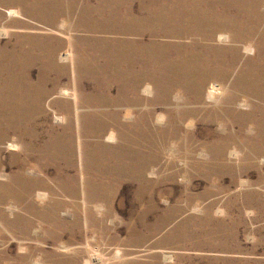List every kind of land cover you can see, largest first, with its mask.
Listing matches in <instances>:
<instances>
[{
  "label": "rangeland",
  "instance_id": "obj_1",
  "mask_svg": "<svg viewBox=\"0 0 264 264\" xmlns=\"http://www.w3.org/2000/svg\"><path fill=\"white\" fill-rule=\"evenodd\" d=\"M36 1L28 4L29 15L0 19L10 24L0 37V110L2 99L23 83L22 72L37 77L34 66L23 60L33 54V40L58 53L70 50L76 74L68 59L59 63L60 84L59 74L45 73L60 97L48 92L39 103L34 95L42 88L30 83L23 90L25 109L44 116L40 130L45 127L50 138L69 141L61 149L0 145V264H264V147L256 142L255 125L257 120L264 124V102L243 90L237 78L243 70L252 76L257 53L264 54V38H259L264 4L253 0L255 8L245 17L239 8L246 11L251 0H221L234 5L225 18L242 14L235 20L246 28L252 50L246 53L242 42L222 46L211 41L218 52L204 50L207 60L195 70L198 77L183 84L162 80L160 65L153 61L163 58L162 41L170 39L163 32L153 36L149 22L188 21L194 14L218 17L220 2L208 8L203 0L198 6H191L193 0H159L135 17L127 11L139 12L138 0H41L62 12L54 28L47 18L55 17L36 10ZM136 21L148 23L141 35L91 33L76 26ZM139 38L144 41L122 53L133 63L107 58L117 39ZM151 39L162 47L151 49ZM174 40L182 44L168 48L170 59H176L174 49L179 55L202 56L201 43ZM215 56L223 58L224 67L212 65ZM204 71L214 73L199 93L194 79L198 83ZM215 85L220 95L208 99L206 91ZM65 100L70 103L66 118L56 122L53 110Z\"/></svg>",
  "mask_w": 264,
  "mask_h": 264
},
{
  "label": "bare ground",
  "instance_id": "obj_2",
  "mask_svg": "<svg viewBox=\"0 0 264 264\" xmlns=\"http://www.w3.org/2000/svg\"><path fill=\"white\" fill-rule=\"evenodd\" d=\"M32 0H0V19L5 16L6 19H11L15 17H24L29 15L31 12L28 11L29 9L28 4H30ZM139 1V12H135L133 9L128 10V15H132L137 17L140 13H143L141 11L145 10L150 4H155L159 0H138ZM186 1V0H185ZM206 2V5L208 8L214 7L217 2H220L219 4L223 7L222 15L218 17L214 16H204L201 15H195L192 18H189L188 21H179L176 20L174 22H162L157 20H153V22L150 23L149 31L153 32L152 35L154 36L157 32H163L164 34L162 37H165L166 39L170 40H163L164 42V55H162V59H154L153 63H158L160 65L159 72L161 73V78L163 81L167 80H173L177 83H183L186 81H190L191 76L198 77L196 74V69H199V64L203 61H206V54H204V50H213L215 53L218 52V47H215L210 44L211 41H216V45H234L237 43H241L243 45V50L247 52H250L252 50L253 45L249 44L246 36V28L243 29V24L237 19V17H241L242 14L249 15L250 10H254L255 8V1L251 0L249 1V5L246 6V11L240 9L238 6L235 8H239V10L242 11V14L239 16V11L237 12L235 17H227L225 18V14L230 13L229 9L230 7L234 6L230 2H222L221 0H203ZM238 1V0H237ZM261 1L262 4H264V0H256ZM199 0H193L191 3V6H198ZM157 4V3H156ZM159 4V3H158ZM35 9L36 10H47L49 12V16L53 15L55 18L52 20L51 18H47V22L53 26V22L60 12H56V8L53 9L50 7H47L46 3L37 0L35 2ZM242 5V4H239ZM27 8V9H26ZM159 10V9H158ZM101 11V10H100ZM187 11V9H186ZM236 11V10H235ZM115 12V11H114ZM252 13V11H251ZM33 14V13H32ZM82 15V14H80ZM255 15V14H254ZM32 16V15H31ZM120 16V15H119ZM33 17H36L33 15ZM20 18V19H21ZM76 18V17H75ZM32 19V18H31ZM134 20V19H133ZM35 21V20H34ZM56 21V20H55ZM28 22V21H27ZM61 22V21H60ZM114 22V21H112ZM31 23V22H30ZM97 23V24H81L76 25L78 28H82L87 32L95 33V32H108V33H120V32H138V35L143 33L145 30H147L146 21H136L132 24L126 25V26H118L117 24L112 23ZM34 24V23H33ZM56 24V23H55ZM10 26L9 23H0V37H3L7 35L8 30L7 28ZM72 26V25H71ZM49 27V26H48ZM62 28V26H61ZM67 29V28H66ZM34 30V29H33ZM48 30V29H47ZM80 30V29H78ZM252 30V29H251ZM148 31V32H149ZM147 32V31H146ZM68 34V33H67ZM146 34V33H145ZM90 35V34H89ZM125 35V34H124ZM249 35V34H248ZM87 37V36H86ZM110 37V36H109ZM125 37V36H124ZM195 38L198 40L197 42L193 39ZM121 38V37H120ZM136 39V37H134ZM174 38L182 39V38H191L190 43H195L198 45V43H201L203 45V54L202 56L196 53H186L185 55H179L178 51L174 49V54L176 55V59H170V52L168 51V48L170 47H178L182 43H179L174 40ZM261 39L264 38V33L259 37ZM99 39V38H98ZM107 39V38H106ZM158 39V38H157ZM47 40V39H46ZM100 40V39H99ZM161 40V39H158ZM48 41V40H47ZM112 41V40H111ZM144 40L142 38H139L135 41L132 40H116V44L114 45V50L111 51V54L107 56V58L112 59L113 61L118 60L119 62H124V64L129 65L130 63H133V59L127 58L126 55L122 54L126 52V48L132 43H139L143 42ZM152 43L151 46L154 48H158L160 46H157L153 43L154 39L150 40ZM33 54H28V57L24 61H26V65L29 68H32L34 66L35 70H37V77L36 79L32 77V72H27V75L23 77V74L25 75V72H22L21 80H23V83L20 85L18 84L14 89L12 88L13 92L11 91L7 98L2 99V104L4 107L2 110H0V145H4L9 149H19V148H30L34 145H39L43 149L47 148H56L61 149L65 147L68 143L66 138H62L61 136H57L56 138L52 139L50 138L51 130L47 128H43L40 130V124L38 121H43L42 114L38 112V110L35 111H28L24 107L25 102V94L23 90H26L25 87H28V85L31 83L35 87L42 88L43 91L40 90V92H37L34 97L40 102L44 101V99L47 97V94L49 92V96L51 97H60L58 95L59 91H53L52 84L54 83L52 79H48L45 75L46 71L48 72V69H51V73L54 72L55 74H59L58 82L60 84L61 82V76L64 73L63 67L61 66L63 63L62 60L68 59L70 62V72L75 73V66H74V58L72 51H66L65 53L60 52L57 50H49L46 45L42 44L39 40H33ZM184 44H187L188 41H183ZM31 43V42H30ZM28 43L27 45H29ZM100 43V42H99ZM114 43V42H113ZM247 44V46H245ZM10 45V44H9ZM26 45V44H25ZM89 45V44H88ZM112 45V44H107ZM139 45V44H138ZM200 45V46H202ZM211 45V47H210ZM82 46V45H81ZM236 46V45H235ZM239 46V45H238ZM241 46V45H240ZM8 47V46H7ZM20 50L24 53L22 50V45L18 46ZM59 47V46H58ZM62 47V46H61ZM98 47V46H97ZM100 47V46H99ZM162 47V46H161ZM160 47V48H161ZM50 48V47H49ZM108 48V47H107ZM134 48V47H133ZM145 49V48H144ZM150 49L149 52L152 50ZM172 49V48H171ZM4 51V50H3ZM14 51V50H13ZM138 52V51H137ZM109 53V52H107ZM115 53L116 56L112 55ZM244 53V52H243ZM22 54V53H21ZM252 54V53H251ZM13 55V54H11ZM89 55V54H88ZM104 55V54H103ZM129 55V54H128ZM9 56V55H8ZM131 56V55H130ZM134 56V55H133ZM13 57V56H12ZM76 58V57H75ZM4 59V58H3ZM17 59V58H16ZM12 60V59H11ZM240 61V60H239ZM11 62V61H10ZM68 62V61H66ZM212 65L216 68L224 67V60L221 57L215 56L211 60ZM234 60L230 62V66H232V63ZM256 62L258 66H256L254 73H252V76H249L246 71L244 74H242V71L238 73L237 78L240 84V87L243 88V90H248V92H252L254 96L264 102V54L258 52L257 53V59ZM61 65H60V64ZM77 63V62H76ZM12 64V63H11ZM95 64V63H94ZM82 65V64H81ZM91 65V64H90ZM112 65V64H111ZM5 66V65H4ZM79 66V64H78ZM99 66V65H98ZM240 66V65H239ZM23 67V66H22ZM94 67V66H93ZM153 67V66H152ZM9 68V67H8ZM16 68V67H15ZM33 68V70H34ZM78 68V67H77ZM76 68V69H77ZM86 68V67H85ZM110 68V67H109ZM113 68V67H112ZM233 68V67H232ZM28 69V68H27ZM132 69V68H131ZM23 70V69H22ZM84 70V69H83ZM91 70V69H90ZM15 71V70H14ZM87 71V70H86ZM97 71V70H96ZM108 71V70H107ZM203 71V69H202ZM212 71V70H211ZM8 72V71H7ZM98 72V71H97ZM123 72V71H122ZM3 73V72H2ZM68 73V72H67ZM71 73V74H72ZM104 73V72H103ZM158 73V72H156ZM214 73V71L212 72ZM212 73H209V71H204L202 73L199 72L198 83L195 82L196 79H194V87L197 90V92H200V89L202 87V84L207 79L209 75ZM222 72H219V75ZM19 74V73H18ZM76 74V73H75ZM79 74V73H78ZM136 74V73H135ZM90 75V74H89ZM218 75V73H217ZM226 75V74H225ZM235 75V73H234ZM7 76V75H6ZM72 76V75H71ZM98 76V75H97ZM103 76V75H102ZM11 77V76H10ZM18 77V76H17ZM23 77V79H22ZM160 77V76H159ZM88 78V77H87ZM116 79H121L122 77H115ZM137 78V77H136ZM225 78V77H224ZM229 78V77H228ZM5 79V78H4ZM19 79V78H18ZM20 80V81H21ZM142 80V79H141ZM73 81V80H72ZM79 81V80H78ZM101 81V80H100ZM232 81V80H231ZM15 82V81H14ZM11 83V82H10ZM20 83V82H19ZM65 82H63L64 84ZM70 83V82H69ZM91 83V82H90ZM158 83V82H157ZM222 83V82H221ZM253 83V84H252ZM89 84V83H87ZM210 84V83H209ZM213 84V83H212ZM235 84V83H234ZM49 85L50 88H47L46 86ZM143 85V84H142ZM161 85V84H160ZM228 85V84H227ZM254 85V88L250 89V86ZM60 86V85H59ZM79 86V85H78ZM135 86V85H132ZM171 86V85H170ZM175 86V85H174ZM204 86V85H203ZM230 86V85H229ZM62 87V85H61ZM178 87V86H177ZM228 87V86H227ZM231 87V86H230ZM208 88V87H207ZM210 88V87H209ZM226 88V87H225ZM78 89V88H77ZM162 89V88H161ZM188 89V88H187ZM160 90V89H159ZM170 90V89H169ZM168 90V91H169ZM219 86L215 85L212 86L207 91V98L212 99L213 96L218 93ZM228 90V89H227ZM52 91V92H51ZM94 91V89H93ZM146 91V90H145ZM162 93V90H160ZM23 92V93H22ZM144 92V91H143ZM149 92V91H146ZM159 92V91H158ZM164 92V91H163ZM246 92V91H245ZM150 93V92H149ZM24 94V95H23ZM76 94L77 91H76ZM125 94V92H124ZM147 94V93H146ZM171 94V93H170ZM219 94V93H218ZM247 94V93H246ZM250 94V93H249ZM30 95V94H29ZM162 95V94H161ZM169 95V94H168ZM217 95V94H216ZM220 95V94H219ZM92 96V95H91ZM137 96V95H136ZM203 96V95H202ZM222 96V95H221ZM251 96V95H250ZM78 98V97H77ZM90 98V97H89ZM12 99V100H10ZM14 99V101H13ZM56 99V98H55ZM92 99V98H91ZM216 99V98H215ZM214 99V101H215ZM230 99V98H229ZM233 99V98H232ZM249 99V98H248ZM16 100L18 102H16ZM250 100V99H249ZM27 101V100H26ZM55 101V100H53ZM245 101V99H244ZM58 102V101H57ZM77 102L76 105L74 103L75 110L77 109ZM225 102V101H224ZM232 102V101H230ZM255 102V101H254ZM22 103V104H21ZM54 104V103H53ZM69 102H62L59 105V108L55 111L53 110V118L56 122L62 121V119H65L67 114V110L69 109ZM72 104V102H71ZM45 105L49 107L48 99L45 101ZM58 105V104H57ZM246 105V104H245ZM35 106V105H34ZM43 106V105H42ZM234 108V106H233ZM39 109V108H38ZM250 109V108H249ZM43 110V109H42ZM41 110V111H42ZM48 110V109H47ZM82 110V109H81ZM105 110V109H104ZM70 111V110H69ZM73 111V110H72ZM91 111V110H90ZM49 112V111H48ZM80 112V111H79ZM84 112V111H83ZM87 112V111H85ZM204 112V111H203ZM208 112V111H207ZM43 113V112H41ZM77 115L76 111L74 112ZM96 113V112H95ZM215 113V112H214ZM45 114V113H44ZM94 114V113H93ZM218 114V113H217ZM245 114V113H244ZM82 115V113H81ZM87 116V114H85ZM75 116V117H76ZM92 116V114L90 115ZM193 116V115H192ZM215 116V115H214ZM264 116V115H263ZM74 117V116H73ZM85 117V116H84ZM184 118V117H183ZM206 118V117H205ZM250 118V116H249ZM76 119V118H75ZM78 119V118H77ZM219 119V118H218ZM98 120V119H97ZM76 121V120H75ZM83 121V120H82ZM87 121V120H86ZM77 124V122H75ZM82 123V122H81ZM86 123V122H85ZM92 123V122H91ZM100 123V122H99ZM111 123V122H110ZM69 124V123H68ZM109 124V123H108ZM118 124V123H117ZM121 124V123H120ZM218 124V123H217ZM238 124V123H237ZM105 125V124H104ZM222 125V123L220 124ZM256 129H257V135H256V142H258L260 145L264 147V124L257 120L255 122ZM98 126V125H97ZM115 126V125H114ZM254 126V125H253ZM62 127V126H61ZM108 127V126H107ZM117 127V126H116ZM220 127V126H219ZM252 127V126H251ZM85 128V127H84ZM101 128V127H100ZM104 128V127H103ZM250 128V127H249ZM193 129V128H192ZM112 130V129H111ZM103 131V130H102ZM106 131V130H105ZM170 132V131H169ZM246 132V131H245ZM69 134V133H68ZM77 135V134H76ZM68 136V135H67ZM83 136V135H81ZM74 137V136H73ZM111 138V137H110ZM75 139V137H74ZM77 139V138H76ZM80 139V138H79ZM78 139V140H79ZM82 140V139H81ZM110 140V139H108ZM113 140V139H112ZM83 141V140H82ZM102 141V140H101ZM81 142V141H80ZM77 143V142H76ZM120 143V142H119ZM118 144V143H117ZM255 145V144H254ZM81 147V145H79ZM208 146V145H207ZM2 148V147H1ZM82 148V147H81ZM217 149L221 150L223 149L221 146H219ZM79 150H81L79 148ZM86 150V149H85ZM3 151V150H2ZM31 151V149H30ZM217 151V150H216ZM81 152V151H80ZM120 152V151H119ZM68 153V152H67ZM72 153V152H71ZM86 153V152H85ZM2 154V153H1ZM17 155V154H16ZM20 155V154H19ZM22 155V154H21ZM29 155V154H28ZM33 156V155H32ZM36 156V155H34ZM48 156V155H46ZM83 156V153H82ZM13 157V155H12ZM221 157V156H220ZM24 158V157H23ZM52 158V157H51ZM60 158V156H59ZM70 158V157H69ZM15 159V158H14ZM19 159V158H17ZM22 159V158H21ZM35 160V159H34ZM116 160H120V156H116ZM219 160V159H218ZM58 161V160H57ZM65 161V160H64ZM108 161V160H107ZM11 162V160H10ZM19 162V161H18ZM4 163V162H3ZM21 163V162H20ZM8 164V163H6ZM11 165V164H10ZM116 165V164H115ZM8 166V165H7ZM18 168V167H17ZM106 167H103V169H100L104 171ZM4 166L0 164V172L4 171ZM107 170V168H106ZM115 171V170H114ZM16 172V171H15ZM15 172H12L11 175H16ZM21 172V171H20ZM116 172V171H115ZM111 174V173H110ZM2 175V174H1ZM101 175V174H100ZM42 176V175H41ZM9 202V201H8ZM13 202V201H12ZM3 203V202H2ZM5 216V215H4ZM16 217V216H15ZM3 218V217H2ZM8 220V219H7ZM13 264V263H12Z\"/></svg>",
  "mask_w": 264,
  "mask_h": 264
}]
</instances>
